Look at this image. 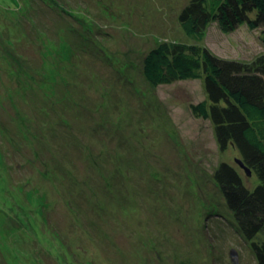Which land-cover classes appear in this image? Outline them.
<instances>
[{"label":"rangeland","instance_id":"rangeland-1","mask_svg":"<svg viewBox=\"0 0 264 264\" xmlns=\"http://www.w3.org/2000/svg\"><path fill=\"white\" fill-rule=\"evenodd\" d=\"M188 1L0 0V264H257L214 169L256 182L192 114L203 81L142 68L163 41L251 61L261 29L196 41Z\"/></svg>","mask_w":264,"mask_h":264},{"label":"trees","instance_id":"trees-1","mask_svg":"<svg viewBox=\"0 0 264 264\" xmlns=\"http://www.w3.org/2000/svg\"><path fill=\"white\" fill-rule=\"evenodd\" d=\"M179 12L186 35L196 41L214 22L223 32L242 24L261 29L263 52L251 61L220 57L200 44L163 41L144 55L142 71L155 85L203 81L205 97L190 105L192 114L210 121L220 150L237 149L256 183L247 185L228 161L215 167L213 180L257 264H264V0H189Z\"/></svg>","mask_w":264,"mask_h":264},{"label":"water","instance_id":"water-1","mask_svg":"<svg viewBox=\"0 0 264 264\" xmlns=\"http://www.w3.org/2000/svg\"><path fill=\"white\" fill-rule=\"evenodd\" d=\"M236 163H238V165H239L242 169L245 170V173H246L247 176H249V175L251 174V169L247 168V167L244 165V163L242 162L241 159L236 158ZM230 256H231V261H233L232 264H239V261H238V255H237V252H236L235 250L232 249Z\"/></svg>","mask_w":264,"mask_h":264}]
</instances>
